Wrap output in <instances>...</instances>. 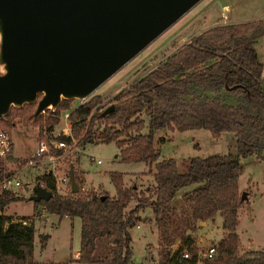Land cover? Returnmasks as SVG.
I'll return each instance as SVG.
<instances>
[{"label":"trees","instance_id":"16d2710c","mask_svg":"<svg viewBox=\"0 0 264 264\" xmlns=\"http://www.w3.org/2000/svg\"><path fill=\"white\" fill-rule=\"evenodd\" d=\"M263 37L261 20L203 32L120 91L107 115L104 112L110 106L101 108L103 99L96 95L76 106L73 101H63L55 112L47 111L37 120H32L34 105L12 108L0 122V130L8 132L20 120L24 125L31 124L39 128L40 139L44 127L52 131L62 113L69 111L71 135L81 150L88 145L115 143L121 163L150 166L148 175L154 183L145 191L127 187L125 174L110 172L113 196L96 191L84 193L83 178L73 162L70 169L78 186L75 194L70 183L65 194L57 193L52 175L36 178V186L42 185L52 196L48 201L32 202L35 207L42 206L59 219L81 221L78 263L135 264L130 231L143 223L142 213L149 210L147 222L157 230V264H198L194 235L201 223L217 216L222 219L223 234L213 246L214 256L203 263L264 264V249L242 252L237 233L242 207L238 186L241 158L256 156L264 160V64L256 48ZM164 129L181 133L206 130L215 137L232 133L236 154L191 159L186 172L180 173L177 162L160 159L154 145V133ZM54 154L62 155V151ZM3 171L0 161V179ZM182 190L185 191L181 193ZM25 200L30 201L13 191L0 190V264H37L32 222L13 221L3 215L10 204ZM132 200L136 204L126 212ZM47 239L39 235L41 249ZM100 245L107 249L103 259L96 256ZM184 251L188 258L183 257Z\"/></svg>","mask_w":264,"mask_h":264},{"label":"rangeland","instance_id":"374dc122","mask_svg":"<svg viewBox=\"0 0 264 264\" xmlns=\"http://www.w3.org/2000/svg\"><path fill=\"white\" fill-rule=\"evenodd\" d=\"M258 20L264 22V0H201L101 85L86 101L99 95L102 97L103 103L110 106L120 91L154 70L159 63L165 61L193 37L219 26ZM256 48L264 64V37L257 41ZM226 101L233 103L229 98ZM78 104L81 103L74 101L73 106ZM64 127L65 123L61 117V121L53 128V132L58 133ZM146 132L147 127L143 130V133ZM9 133L12 142L11 154L14 159L2 161L3 173L4 175H15L21 183V187L18 191L13 192L24 195L25 199H28L29 194L33 193V186H36V177L39 174H47L53 168L58 176L66 175L70 171L72 162L83 178L82 191L84 193L96 191L97 193L113 194L114 188L110 183L109 173L114 171L125 174L124 182L127 187L133 186L138 191H145L153 186V178L148 175L150 166L143 163H121L117 157L118 149L115 143L88 145L84 150L78 148L72 154L55 163L43 160L29 164L31 161H36L34 156L40 140L39 128L31 124L24 125L20 120L17 127ZM235 141V135L232 133H223L215 137L206 130L181 133L164 129L154 133V145L160 152V159H174L180 173L186 172V166L191 159L229 153L236 154ZM77 158H79L78 163H76ZM97 161H100L101 164L97 165ZM23 162L28 163L22 166ZM240 168L239 191L241 194L246 193L247 196L242 201L239 211L237 233L240 237V250L242 252L261 251L264 249V160L258 159L256 156L241 158ZM151 171H154V166H151ZM67 191L65 188L64 192ZM184 191L182 190L181 193ZM135 204L136 202L132 200L126 208V212L132 210ZM34 208L39 212L33 213ZM4 212L21 218L29 217L33 223L36 222L34 259L37 264H83L77 262L81 241L79 218L64 217L59 219L56 215L51 216L52 214L44 211L42 206L35 207L32 202L27 200L11 204L4 209ZM142 217L145 219L143 223H139L130 231L132 261L135 264H157V230L154 224L147 222L150 217L149 210L142 213ZM221 224L222 219L217 216L206 225H200L195 233V246L201 253L198 264H204L203 256L206 250L214 246L222 237ZM41 234L50 236L47 246L42 252V242L39 240ZM106 254L107 249L105 250L100 245L96 256L103 259Z\"/></svg>","mask_w":264,"mask_h":264},{"label":"water","instance_id":"95a60500","mask_svg":"<svg viewBox=\"0 0 264 264\" xmlns=\"http://www.w3.org/2000/svg\"><path fill=\"white\" fill-rule=\"evenodd\" d=\"M200 1L0 0V122L12 108L34 105L37 120L63 101L85 102ZM51 196L37 185L29 200Z\"/></svg>","mask_w":264,"mask_h":264},{"label":"built area","instance_id":"2783aa9c","mask_svg":"<svg viewBox=\"0 0 264 264\" xmlns=\"http://www.w3.org/2000/svg\"><path fill=\"white\" fill-rule=\"evenodd\" d=\"M107 107L106 103L101 105V108ZM64 120L65 127L62 128L58 133L43 129L41 138L38 142L37 150L35 152V160L32 162H41L46 161L49 163H55L57 160L64 159L66 156L73 153V151L78 150V140H75L71 135L70 123H69V111L64 112L61 115ZM60 117V121H61ZM53 132V133H52ZM64 137L69 138L70 141L66 142L63 140H59L58 138ZM62 151V155H55L54 152ZM12 152V142L10 138V133L6 130H0V161H6ZM40 157V158H39ZM97 165H100L101 162L97 161ZM34 165V164H33ZM47 175H52L54 177V186L55 190L59 194H65L64 189L69 190V176L68 173L63 176H58L55 169H51V171L47 172ZM41 188L42 185H39ZM21 187V183L16 179L15 175H4L2 179H0V189L1 190H10V191H18ZM24 225L26 222H22ZM200 252H198V258L200 256ZM215 254L214 247H210L206 250L204 259H211ZM183 257L188 258L189 254L187 251L183 252Z\"/></svg>","mask_w":264,"mask_h":264},{"label":"crops","instance_id":"0c3cea01","mask_svg":"<svg viewBox=\"0 0 264 264\" xmlns=\"http://www.w3.org/2000/svg\"><path fill=\"white\" fill-rule=\"evenodd\" d=\"M10 158L11 159H14L13 157H12V154H11V156H10ZM17 161V160H16ZM15 162V161H14ZM16 175H17V173H16ZM41 175H43V173H41V174H39L38 176H41ZM37 176V177H38ZM36 177V178H37ZM152 177V176H151ZM143 178V177H142ZM141 178V179H142ZM33 188H34V186H33ZM20 195V194H19ZM112 196L114 195V193L113 194H111ZM20 196H22V194L20 195ZM23 198H26L24 195L22 196ZM31 197V195L29 194V198ZM31 202V201H30ZM16 203V202H15ZM13 204V203H12ZM11 205V204H10ZM9 205V206H10ZM36 208H34V211H33V213L35 212V213H37V212H39V210H35ZM32 213V214H33ZM3 215H5V216H7V217H9V218H11L13 221H16V220H20V219H22V220H29V217H24V218H21V217H18L17 215H9V214H6L4 211H3ZM51 216H53V215H51ZM42 217H45L44 215H42ZM30 222H32V225L34 226V229L36 230V227H35V223H33V221H31L30 220ZM207 223H204L203 225H206ZM156 228V227H155ZM41 235H45V234H41ZM45 236H47L48 238L50 237L48 234H46ZM48 240V239H47ZM48 242V241H47ZM47 242H46V245H45V247L47 246ZM45 249V248H44ZM44 249H41V252L44 250ZM78 254V253H77Z\"/></svg>","mask_w":264,"mask_h":264}]
</instances>
